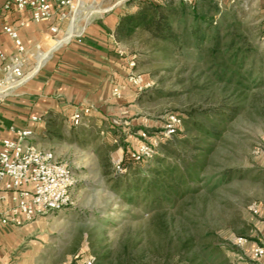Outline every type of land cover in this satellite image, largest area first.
Here are the masks:
<instances>
[{
    "label": "rangeland",
    "instance_id": "obj_1",
    "mask_svg": "<svg viewBox=\"0 0 264 264\" xmlns=\"http://www.w3.org/2000/svg\"><path fill=\"white\" fill-rule=\"evenodd\" d=\"M114 2L78 0L58 36L61 45L72 42L75 34L109 11ZM219 2L224 13L221 19L225 21L222 34L228 33L229 27L236 23L234 27L244 35L249 48L252 47L247 65L250 68L254 62L253 78L260 82L259 88L243 101L237 76L232 82L229 79L233 70L220 78L223 69L217 66L216 59L207 55L212 42L175 50L142 30L125 39L128 56H136V70L150 84L143 90L136 89V94L128 100L130 118L114 115L108 121L92 115L88 125L70 128L57 119L52 124L54 138L38 141L67 162L76 179L73 203L69 207L37 217L41 219L39 240L45 242L47 251H62L72 256L80 253L93 264H97L99 257L108 256L105 264H113L120 256L124 259L129 244L130 251L146 261L152 242L165 244L168 237L175 246L185 231L196 237L197 251L209 244L220 246L222 252L215 261L218 264H259L248 247L253 241H264L261 235L264 227V11L256 0ZM233 103H243L244 109L216 142L207 174H202L194 195L177 206L168 204L162 210H152L145 201L128 202L122 191L114 187L113 179L118 175L116 165H123L135 148L124 140L129 127L126 121H144V130L155 134L171 112L186 115L190 109ZM139 129L140 126L133 131ZM162 145L153 160L161 155L165 158L164 165L174 163L172 155H164ZM178 149L184 150V146ZM259 149L261 153L257 154ZM152 161L145 165L146 169ZM131 170L121 174H129ZM228 170L236 174L228 182H219L216 177ZM253 206L258 207L257 213ZM240 237L249 241L244 247L236 245Z\"/></svg>",
    "mask_w": 264,
    "mask_h": 264
},
{
    "label": "crops",
    "instance_id": "obj_2",
    "mask_svg": "<svg viewBox=\"0 0 264 264\" xmlns=\"http://www.w3.org/2000/svg\"><path fill=\"white\" fill-rule=\"evenodd\" d=\"M142 1L145 0H115L109 11L93 19L85 29L75 34L72 42L61 47H55L53 42L63 31L68 18H61L62 11L42 23L34 22L28 12L14 10L0 14V50L5 54L11 55L15 51L13 40L3 29L6 24L17 26L30 48L38 47L49 53L39 71L30 75L23 86L13 94L0 98V135L14 137L12 127L31 129L34 135L30 142L41 150L53 151L42 147L38 141L45 137L54 138L52 124L57 119H61L69 128L77 127L72 117L82 109H90V113L80 125H88L92 115L108 121H112L114 115L129 119L127 102L136 94V88L127 79L130 58L128 44L125 39H118L116 29L127 10H135ZM256 1L264 11V0ZM35 62L32 59V64ZM1 65L0 57V69ZM115 87L122 91L121 97L114 95ZM125 123L129 127L124 140L137 148L140 144L138 133L144 129L145 122L132 119ZM138 126L140 129L134 132ZM4 194L6 198L0 199V211L13 205L17 195L16 192ZM40 224L41 219L37 218L20 225L0 223V264L87 263L90 258L80 253L72 256L62 251H47L45 242L39 240ZM261 235L264 238V227ZM251 243L248 248L254 256V249L263 242L259 239ZM257 261L264 264V256Z\"/></svg>",
    "mask_w": 264,
    "mask_h": 264
},
{
    "label": "trees",
    "instance_id": "obj_3",
    "mask_svg": "<svg viewBox=\"0 0 264 264\" xmlns=\"http://www.w3.org/2000/svg\"><path fill=\"white\" fill-rule=\"evenodd\" d=\"M221 6L219 0H145L121 17L116 36L124 40L142 30L150 38L172 45L175 50L212 42L206 51L223 69L220 78L232 69L230 82L237 76V86L242 90L240 97L246 101L251 92L260 86V82L253 78L254 62L250 68L247 65L253 50L244 35L234 27L236 23L229 27L228 33L222 34L221 27L225 21L221 19L224 14ZM211 30L214 33L211 34ZM243 109V103H233L188 110L186 115H182L184 124L176 137L162 142L164 155H172L174 163L164 165L165 158L161 155L137 167H132L133 163L127 160L124 164L132 170L126 175L116 171L118 175L113 179L114 187L122 191L128 202L145 201L152 210H162L168 204L177 206L198 191L202 174H207L209 157L216 142ZM180 145L184 146V150L178 149ZM150 161L146 169L145 165ZM234 172L236 174L234 170L224 171L216 179L228 182ZM184 232L179 235L175 246L173 239L168 237L165 244L152 242L146 261L132 253L128 244L124 259L120 256L113 264H218L215 261L222 252L220 246L209 244L197 251L196 237ZM104 260L108 261L109 257H99L97 264H105Z\"/></svg>",
    "mask_w": 264,
    "mask_h": 264
},
{
    "label": "built area",
    "instance_id": "obj_4",
    "mask_svg": "<svg viewBox=\"0 0 264 264\" xmlns=\"http://www.w3.org/2000/svg\"><path fill=\"white\" fill-rule=\"evenodd\" d=\"M78 0H0V14L12 12H28L36 23L49 21L57 12L62 11L61 18H66L76 7ZM164 1V0H160ZM4 32L13 40L15 51L11 55L0 50L2 61L0 76V98L13 94L23 86L29 76L39 71L47 60L49 53L38 47L26 45L20 35L19 28L12 24L3 27ZM57 32L56 28L52 29ZM59 42L60 40H56ZM66 42H63V44ZM32 59L36 62L32 64ZM136 56L128 60V81L138 90L150 86L143 75L137 72ZM114 95L122 96L119 87H115ZM90 113V109H82L74 114V125H80ZM184 124L183 116L177 112L169 113L162 129L151 134L144 129L138 137L140 144L128 153V159L133 164H143L153 159L159 145L178 133ZM14 137L0 135V199L4 200L6 192H16L15 203L0 211V223L3 225H20L31 221L49 211H60L73 203V189L76 184L72 167L59 159L51 150L37 148L30 139L34 133L31 129L11 128ZM261 150H257L260 154ZM118 173L127 171L125 164L116 165ZM258 212L257 206H253ZM246 237H240L236 245L244 247L248 243ZM264 256V241L254 249V257ZM87 264H93L89 260Z\"/></svg>",
    "mask_w": 264,
    "mask_h": 264
},
{
    "label": "bare ground",
    "instance_id": "obj_5",
    "mask_svg": "<svg viewBox=\"0 0 264 264\" xmlns=\"http://www.w3.org/2000/svg\"><path fill=\"white\" fill-rule=\"evenodd\" d=\"M73 28H74V27H73ZM71 36H73V34H71L70 37H71ZM61 44H62V42L59 41V42H57V44H56L55 46L58 47V46L61 45Z\"/></svg>",
    "mask_w": 264,
    "mask_h": 264
}]
</instances>
